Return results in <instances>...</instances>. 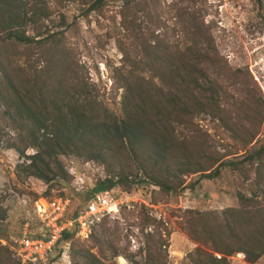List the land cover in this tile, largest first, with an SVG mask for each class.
Instances as JSON below:
<instances>
[{
	"label": "trees",
	"instance_id": "trees-1",
	"mask_svg": "<svg viewBox=\"0 0 264 264\" xmlns=\"http://www.w3.org/2000/svg\"><path fill=\"white\" fill-rule=\"evenodd\" d=\"M107 1L0 0V145L26 159L18 176L37 178L49 191L69 181L70 156L105 167L108 177L90 197H80L71 218L116 185L140 179L168 194L189 175L211 180L224 168L237 170L253 178L252 196L240 193L238 208L186 210L179 225L198 244L188 256L192 264H231L234 255L256 264L264 256V144L253 143L264 122V97L248 71H232L221 56L197 9L202 0H123L111 19L116 24L119 18L114 36L122 58L113 77L121 101L118 107L102 100L84 77L68 28L55 32L45 24L63 4L103 14ZM203 116L241 148L228 154L208 131L193 130ZM28 149L35 152L26 156ZM46 196L34 201L52 199ZM144 207L141 260L121 245L107 216L87 240L77 237L76 227L64 232L72 263L114 264L124 256L130 264H168L165 222ZM6 219L0 202V224ZM8 247H0V264H21Z\"/></svg>",
	"mask_w": 264,
	"mask_h": 264
},
{
	"label": "rangeland",
	"instance_id": "rangeland-1",
	"mask_svg": "<svg viewBox=\"0 0 264 264\" xmlns=\"http://www.w3.org/2000/svg\"><path fill=\"white\" fill-rule=\"evenodd\" d=\"M122 4L123 0H108L103 14L86 13L77 3L63 4L45 24L48 29L55 32L68 28L84 77L94 83L97 87L96 93L102 100L113 104L116 102L118 107L122 90L119 92L116 90L113 76L115 69L120 65L122 52L114 36L119 18L116 17L118 19L116 24L112 23L111 19ZM197 9L205 23L210 26L216 46L232 71L238 67L248 71L251 75V85H254L258 93L264 97V0H202ZM28 34L34 35L32 28H29ZM214 128L212 120L203 116L194 124L193 130L208 131L221 142L219 149L223 150L225 147L228 154L241 148L231 139L230 132ZM255 140L253 145L257 147L264 144V122L257 129ZM253 147L251 145L249 149ZM34 152V149H28L25 155L30 156ZM24 161L26 159L16 150L8 149L5 144L0 145V202L6 209L7 218L0 224L3 233L0 235V247L3 246L2 241L8 243L11 238L20 236L27 222L30 223L33 229L30 230L34 234L40 233L41 228L36 221L33 208L36 195L44 197L48 193L46 197L49 198L58 196L70 198L72 205L66 217L71 218L76 208L80 206V197H90L97 181L108 177L107 170L98 162L70 156L66 160L65 168L69 174V181H62L65 184L64 188L55 187L49 191L48 186L37 178L27 177L22 173L18 176L17 166ZM247 169L249 170V167ZM221 171L219 176L211 180L200 175L184 177V185L168 194H160L157 187L140 179L134 180V185H116L110 189L117 196L127 195L128 200L117 217L108 218L109 225L118 229V234H121L119 237L121 245H130L129 251L133 255L137 254L138 260L143 258L138 250L143 240L139 230L147 219L145 209L141 208L144 205L150 218L165 222L162 233L166 236L167 263L192 264L188 256L194 252L198 244L180 228L183 212L238 208L241 205L237 197L240 193L247 197L253 195L252 190L255 186L252 177H246L230 168ZM98 230L97 227L96 233ZM147 230L153 231L154 226L150 225V229ZM128 233L131 236L125 239L124 236ZM70 249L61 247L57 258H61L66 252L71 257ZM58 262L65 264L61 259H58ZM230 262L249 264L243 255H234ZM114 264L130 262L124 256H120L115 259ZM256 264H264V256Z\"/></svg>",
	"mask_w": 264,
	"mask_h": 264
},
{
	"label": "built area",
	"instance_id": "built-area-1",
	"mask_svg": "<svg viewBox=\"0 0 264 264\" xmlns=\"http://www.w3.org/2000/svg\"><path fill=\"white\" fill-rule=\"evenodd\" d=\"M127 202V195L117 196L113 191L106 190L95 194L89 206L76 218H67L72 203L70 198H40L33 207L36 221L41 228L40 233L34 234L27 222L20 236L11 238L8 243L2 241V245L9 246L21 264H59L58 259L65 264H72L67 252L57 258L61 247L70 249L69 242L62 243L64 232L76 227L77 237L86 240L97 223L107 216L117 217Z\"/></svg>",
	"mask_w": 264,
	"mask_h": 264
}]
</instances>
